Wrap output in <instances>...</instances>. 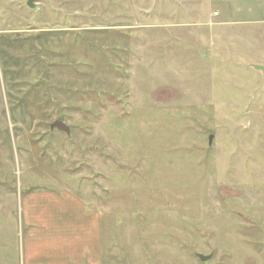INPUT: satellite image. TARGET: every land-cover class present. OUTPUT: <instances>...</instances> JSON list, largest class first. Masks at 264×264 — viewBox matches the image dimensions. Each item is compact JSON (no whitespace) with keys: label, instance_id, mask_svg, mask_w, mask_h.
<instances>
[{"label":"rangeland","instance_id":"rangeland-1","mask_svg":"<svg viewBox=\"0 0 264 264\" xmlns=\"http://www.w3.org/2000/svg\"><path fill=\"white\" fill-rule=\"evenodd\" d=\"M28 2L0 0V260L55 239L24 220L50 194L103 264H264V0Z\"/></svg>","mask_w":264,"mask_h":264},{"label":"crops","instance_id":"crops-1","mask_svg":"<svg viewBox=\"0 0 264 264\" xmlns=\"http://www.w3.org/2000/svg\"><path fill=\"white\" fill-rule=\"evenodd\" d=\"M44 200L54 201L53 213L50 214L49 209H43L37 221L35 218L24 220L32 228L37 227L29 231L30 235L34 231L46 229V226H42L40 222H45L46 216L49 215L50 227L54 228L55 239H46L49 244L40 246L43 254L24 256L21 258V264H103L105 259L100 256L103 248V228L98 222L99 217L93 212H86V208L80 213L75 203L69 204L68 209H61L59 196L47 194L37 197L38 202ZM31 207L33 208V205ZM64 212H67V215H64ZM59 219L72 220V223L64 222L55 226ZM4 259V263L0 260V264H14L13 257L6 256Z\"/></svg>","mask_w":264,"mask_h":264},{"label":"water","instance_id":"water-1","mask_svg":"<svg viewBox=\"0 0 264 264\" xmlns=\"http://www.w3.org/2000/svg\"><path fill=\"white\" fill-rule=\"evenodd\" d=\"M34 2H35V0H29L28 6L30 8H35L37 5H35ZM256 69H258L264 73V66H256ZM50 129H51V131H53L54 129H58V130L65 132L68 136L71 135L70 126L67 125L65 122L60 121V120H57L54 123H52L50 125ZM198 256L201 259V261H203V262H206L211 258V256H204V255H198Z\"/></svg>","mask_w":264,"mask_h":264}]
</instances>
